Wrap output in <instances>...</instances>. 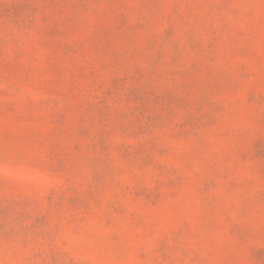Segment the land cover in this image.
<instances>
[{
	"label": "rangeland",
	"instance_id": "rangeland-1",
	"mask_svg": "<svg viewBox=\"0 0 264 264\" xmlns=\"http://www.w3.org/2000/svg\"><path fill=\"white\" fill-rule=\"evenodd\" d=\"M0 264H264V0H0Z\"/></svg>",
	"mask_w": 264,
	"mask_h": 264
}]
</instances>
